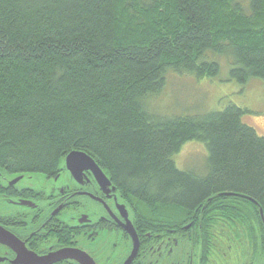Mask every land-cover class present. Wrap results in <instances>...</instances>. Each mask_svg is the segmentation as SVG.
<instances>
[{
    "label": "trees",
    "instance_id": "obj_1",
    "mask_svg": "<svg viewBox=\"0 0 264 264\" xmlns=\"http://www.w3.org/2000/svg\"><path fill=\"white\" fill-rule=\"evenodd\" d=\"M210 55L229 56L239 83L264 81V0H0V169L57 172L84 151L144 233L197 220L203 237L264 240V135L249 110H148L171 72L218 77ZM191 141L207 150L202 174L174 160Z\"/></svg>",
    "mask_w": 264,
    "mask_h": 264
},
{
    "label": "flooded vegetation",
    "instance_id": "obj_2",
    "mask_svg": "<svg viewBox=\"0 0 264 264\" xmlns=\"http://www.w3.org/2000/svg\"><path fill=\"white\" fill-rule=\"evenodd\" d=\"M56 171L0 169V226L13 235L0 237V264H264L260 237H203L197 220L144 233L113 182L66 159Z\"/></svg>",
    "mask_w": 264,
    "mask_h": 264
},
{
    "label": "rangeland",
    "instance_id": "obj_3",
    "mask_svg": "<svg viewBox=\"0 0 264 264\" xmlns=\"http://www.w3.org/2000/svg\"><path fill=\"white\" fill-rule=\"evenodd\" d=\"M210 57L220 63L218 77L200 80L193 75L171 72L164 90L148 101V110L159 116L193 115L222 110L229 104H235L249 110L244 121L264 135V81L253 78L246 84L239 83L230 76L229 56ZM207 155L202 143L191 141L182 147L174 160L180 169L202 174L206 171ZM219 232L221 236L231 235L227 230Z\"/></svg>",
    "mask_w": 264,
    "mask_h": 264
},
{
    "label": "water",
    "instance_id": "obj_4",
    "mask_svg": "<svg viewBox=\"0 0 264 264\" xmlns=\"http://www.w3.org/2000/svg\"><path fill=\"white\" fill-rule=\"evenodd\" d=\"M66 164H67V167L73 172H76L77 168L92 169L93 172L98 176V178L100 180H102L103 182L107 183L108 185L112 184L111 179L107 177V175L105 174L103 169L99 166L97 161H95V159L93 157H91L88 153H86L84 151L74 150V151L70 152L66 156ZM21 175L37 176L39 174H21ZM115 189H117L116 186H115ZM220 195L221 196H231V195H235V193H229V192L227 193L226 192V193H222ZM249 199L251 201H253V199H251V198H249ZM260 213H261V217H262L263 224H264V211H263V208H260ZM128 232H130V234L135 237V240H137L136 248H135V250L133 252L132 257L130 258V260H131L136 255L139 241H138V235H137L136 231L133 228H132V230H129ZM6 236L13 237V235H11L9 232L5 231L0 226V237H6Z\"/></svg>",
    "mask_w": 264,
    "mask_h": 264
}]
</instances>
